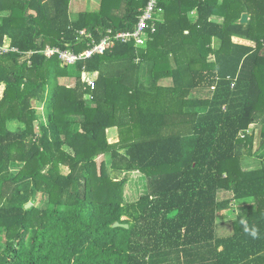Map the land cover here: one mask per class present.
<instances>
[{"label":"trees","instance_id":"1","mask_svg":"<svg viewBox=\"0 0 264 264\" xmlns=\"http://www.w3.org/2000/svg\"><path fill=\"white\" fill-rule=\"evenodd\" d=\"M146 3L0 0V264H264V0H158L142 46L45 54Z\"/></svg>","mask_w":264,"mask_h":264},{"label":"built area","instance_id":"2","mask_svg":"<svg viewBox=\"0 0 264 264\" xmlns=\"http://www.w3.org/2000/svg\"><path fill=\"white\" fill-rule=\"evenodd\" d=\"M158 0H147L146 5L141 9L138 20L132 30L114 32L107 29L105 35L98 44L92 45L89 49L80 53H74L69 50L61 51L58 49L47 48L45 54L52 55L58 52L62 62L73 64L76 61L90 57L93 53H102L105 49L111 48L115 42H134L136 46H142L147 39L148 33L154 32L156 28V11ZM83 33V32H82ZM7 47L5 46L4 49Z\"/></svg>","mask_w":264,"mask_h":264},{"label":"rangeland","instance_id":"3","mask_svg":"<svg viewBox=\"0 0 264 264\" xmlns=\"http://www.w3.org/2000/svg\"><path fill=\"white\" fill-rule=\"evenodd\" d=\"M99 6V0H71V12L76 13L79 9L85 8L88 10L91 9H97ZM0 93H1V88H0ZM36 108L39 112V114L44 117L45 116V111H44V105L42 103H36ZM115 134H116V139H118V131L115 129ZM106 136L108 141V129L106 130ZM101 159H103V156H100L97 158V161L99 162ZM109 174L112 178L115 179H121L123 177L128 178V183L126 185V191L132 196L135 197L138 194V191L140 190L141 183H142V177L139 172H129L126 173L124 171H111L109 170ZM229 227V226H228ZM230 228V227H229ZM223 230H218V233H225L222 232Z\"/></svg>","mask_w":264,"mask_h":264},{"label":"crops","instance_id":"4","mask_svg":"<svg viewBox=\"0 0 264 264\" xmlns=\"http://www.w3.org/2000/svg\"><path fill=\"white\" fill-rule=\"evenodd\" d=\"M109 129H114L115 130L116 128L115 127H111V128H108V130ZM258 139H259V136H258ZM222 194L223 193H221V195ZM231 205L235 206V213L237 214L239 212H246L247 210H249L251 204H250L249 200H247L246 202L245 201H240L239 203H237V202L234 201V202L231 203ZM235 213L234 214L233 213H231V214L229 213L226 218H223V219H221L219 221H221L223 223H226L227 222V224H228V222H231L232 220L235 219V216H236ZM223 226L224 227L221 228L220 230L228 231L231 228V226L229 224L228 225H225L224 224Z\"/></svg>","mask_w":264,"mask_h":264},{"label":"water","instance_id":"5","mask_svg":"<svg viewBox=\"0 0 264 264\" xmlns=\"http://www.w3.org/2000/svg\"><path fill=\"white\" fill-rule=\"evenodd\" d=\"M247 21H248V14H247L246 12H243V13L241 14L240 19H239V22H240V23H246ZM30 205H31V203H27V204H26V207H29ZM113 226H122V227H125V228L128 227L127 224H121V223H119V222H115V223L113 224Z\"/></svg>","mask_w":264,"mask_h":264},{"label":"clouds","instance_id":"6","mask_svg":"<svg viewBox=\"0 0 264 264\" xmlns=\"http://www.w3.org/2000/svg\"><path fill=\"white\" fill-rule=\"evenodd\" d=\"M242 223H243V221H242ZM246 231H247V229H245ZM253 235H255V231H253V233H252Z\"/></svg>","mask_w":264,"mask_h":264}]
</instances>
